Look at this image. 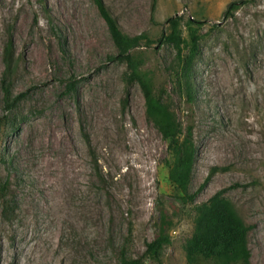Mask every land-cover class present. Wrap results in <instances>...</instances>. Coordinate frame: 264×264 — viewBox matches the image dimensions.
<instances>
[{"label":"rangeland","instance_id":"1","mask_svg":"<svg viewBox=\"0 0 264 264\" xmlns=\"http://www.w3.org/2000/svg\"><path fill=\"white\" fill-rule=\"evenodd\" d=\"M101 1L129 35L157 40L176 16L185 34L190 19L204 22L194 103L177 88L173 46L135 51L194 129L195 203L176 198L168 143L141 86H126L98 2L0 0V185L11 183L16 206L11 219L0 206V264H116L123 252L157 264L145 252L164 218V264H188L194 207L219 191L251 228V263L264 264V0ZM10 36L20 58L14 92L25 94L5 113Z\"/></svg>","mask_w":264,"mask_h":264},{"label":"trees","instance_id":"2","mask_svg":"<svg viewBox=\"0 0 264 264\" xmlns=\"http://www.w3.org/2000/svg\"><path fill=\"white\" fill-rule=\"evenodd\" d=\"M102 16L105 18L115 45L118 49L115 59L127 66L124 81L127 88L137 83L141 86L146 99V113L168 143L172 155L168 161L169 178L174 187L176 198L184 205L195 203L197 194L191 191V182L197 157V145L194 129L191 125L186 128L172 106V100L164 92H158L154 79L144 69L141 58L136 57L135 51L143 46L154 43L171 45L177 51L174 63L177 88L194 103L196 99L195 67L201 52V42L204 35L200 32L204 22L190 19L186 23V32L181 28V18L171 17L167 20L170 32L155 40L147 34L129 35L125 33L114 15L105 7L101 0H96ZM238 8V3H231L225 11V17L231 16ZM5 69L2 76L4 93V111L14 110L22 100L25 92L16 94L14 82L20 71V58L16 54L12 36L5 44L3 52ZM5 116L0 117V122ZM223 168H215L213 172ZM210 178V177H209ZM208 178V179H209ZM219 191L209 200L196 204L195 226L192 236L185 244L188 264H252L249 248L250 226L240 215L236 205ZM0 206L5 217L11 219L16 211L14 197L11 193V183L6 180L0 185ZM172 242L167 219L164 218L159 234L147 243L145 256L164 264L163 251ZM116 264H146L144 257H129L121 254Z\"/></svg>","mask_w":264,"mask_h":264}]
</instances>
